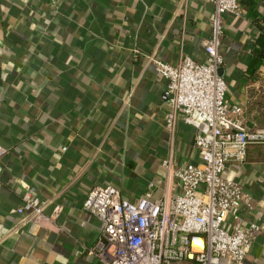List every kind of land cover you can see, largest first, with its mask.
<instances>
[{
	"label": "crops",
	"instance_id": "1",
	"mask_svg": "<svg viewBox=\"0 0 264 264\" xmlns=\"http://www.w3.org/2000/svg\"><path fill=\"white\" fill-rule=\"evenodd\" d=\"M238 4L219 52L228 99L246 112L249 93L264 88V63L246 72L264 0ZM213 9V0H0V264H100L102 227L82 209L90 190L110 186L132 204L149 184L155 198L178 192L173 171L199 162L197 129L165 127L167 82L148 57L205 62ZM229 169L253 199L243 218L264 220V161ZM25 194L47 203L42 226L16 213ZM245 264H264V234Z\"/></svg>",
	"mask_w": 264,
	"mask_h": 264
},
{
	"label": "built area",
	"instance_id": "2",
	"mask_svg": "<svg viewBox=\"0 0 264 264\" xmlns=\"http://www.w3.org/2000/svg\"><path fill=\"white\" fill-rule=\"evenodd\" d=\"M213 7L205 62L184 57L170 65L148 57L167 82L165 127L172 131L180 119L197 129L199 162L173 171L178 192L168 197L155 198L152 184L135 204L110 186L90 190L82 209L102 227L94 247L100 264H245L255 238L264 234V220L243 218L253 210V199L229 169L245 162L249 144L264 143V130L252 128L245 108L229 101L220 74L224 17L240 15V8L238 0H213ZM46 206L25 194L16 213L42 226L49 220Z\"/></svg>",
	"mask_w": 264,
	"mask_h": 264
},
{
	"label": "trees",
	"instance_id": "3",
	"mask_svg": "<svg viewBox=\"0 0 264 264\" xmlns=\"http://www.w3.org/2000/svg\"><path fill=\"white\" fill-rule=\"evenodd\" d=\"M264 63V20L258 24V36L251 50V61L246 70L253 76ZM249 103L245 112L246 119L256 123L257 128L264 130V88L249 93ZM248 114V115H247ZM250 161H264V143H252L247 147L246 159Z\"/></svg>",
	"mask_w": 264,
	"mask_h": 264
},
{
	"label": "water",
	"instance_id": "4",
	"mask_svg": "<svg viewBox=\"0 0 264 264\" xmlns=\"http://www.w3.org/2000/svg\"><path fill=\"white\" fill-rule=\"evenodd\" d=\"M220 74L222 75V70H220Z\"/></svg>",
	"mask_w": 264,
	"mask_h": 264
}]
</instances>
